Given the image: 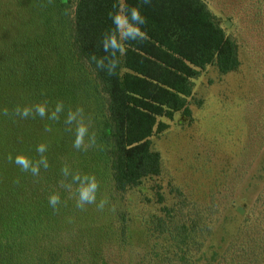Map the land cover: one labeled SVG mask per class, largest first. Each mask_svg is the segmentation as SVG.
Here are the masks:
<instances>
[{
    "label": "rangeland",
    "instance_id": "rangeland-1",
    "mask_svg": "<svg viewBox=\"0 0 264 264\" xmlns=\"http://www.w3.org/2000/svg\"><path fill=\"white\" fill-rule=\"evenodd\" d=\"M206 1L225 33L239 44L242 63L227 74L216 65L201 71L189 97L192 115L184 118L179 111L172 118H161L167 124L165 130L151 137L162 155L161 174L139 187L124 189L114 177L108 96L74 43L75 0H0V66L8 69L6 77L0 76V120L5 130L0 131V169L5 175H21L18 186L8 189H24L23 199L5 202L10 200V205L29 213L7 231L20 240L17 247L8 246L11 249L0 254V261L211 264L212 253L228 243V226H219L204 249L194 252L192 261L186 263L188 257L169 258L163 234L148 225L162 219L161 195L167 198L164 204H171L178 187L188 191L203 185L200 188L207 190L213 185L236 201L239 214L253 217L254 205L264 200V0ZM42 45L46 53L41 52ZM34 51L45 62L33 66L28 78H20L16 69L9 72L12 57L17 54L24 61ZM12 87H21L23 101L33 103L34 121L29 113L25 115L22 97L9 91ZM79 128L84 132L76 147ZM13 132L25 142L17 153L9 144ZM31 132L52 149L63 143L50 152L52 162L40 160L39 155H46L30 142ZM30 144L37 159L30 153ZM17 154L27 159L26 168L14 162ZM94 182L98 187L93 190ZM82 192L96 196L95 203L81 200ZM49 197L58 198L55 209ZM101 201L102 209L97 206ZM77 202L83 207H77ZM10 222L0 205V223Z\"/></svg>",
    "mask_w": 264,
    "mask_h": 264
},
{
    "label": "trees",
    "instance_id": "trees-1",
    "mask_svg": "<svg viewBox=\"0 0 264 264\" xmlns=\"http://www.w3.org/2000/svg\"><path fill=\"white\" fill-rule=\"evenodd\" d=\"M75 2V46L108 96L107 111L115 158L114 177L120 187L133 189L162 172V155L153 147L151 140L156 132L164 131L167 126L161 118H172L179 111L184 113V118L190 117L189 97L194 92V80L209 65H216L223 74L236 71L242 63L239 44L225 33L206 0H119L121 8L126 3L141 8L145 16L146 38L143 41L126 40L121 33V50L109 49L104 52L101 42L110 35L109 16L116 0ZM37 52L26 54L24 61L16 54V57H12L9 72L16 69L20 78H28L33 66L45 62ZM41 52H47L45 45H42ZM93 56L96 60L92 59ZM97 61L103 66L98 67ZM7 71L5 65L0 66V76L6 77ZM16 83L20 85L21 80ZM20 88L12 87L9 91L22 97L25 112L34 121L31 114L35 107L30 105L33 103L23 101L26 99L20 95L23 94ZM25 105L28 107L25 108ZM11 107L14 111L18 109L16 105ZM3 123L0 120V131L4 130ZM28 134L34 137L30 142L36 151L41 150L46 155H39L40 160L52 162L50 152L63 143L55 144L52 149L50 143L37 140L36 133ZM0 135L1 140V132ZM13 135L10 149L17 153L19 147H25V142L22 144L19 134L13 132ZM29 150L37 159V152H31V147ZM23 171L25 169H21ZM46 172L44 170L43 173ZM3 173L0 169V205L11 222L8 225L0 223V249L5 247L0 250L2 256L11 249L9 247L18 246L20 239L7 234L18 220L23 218L25 221V216L29 214L10 205V200L5 202L7 198L23 199L21 193L24 189H8L9 186H18L21 175ZM200 187L204 186H194L188 191L175 188V199L171 204H164L167 198L161 195L162 219H153L148 225L152 231L163 234L164 253L171 259L172 256L176 257L178 261L188 257L186 263H190L194 252L200 253L222 225L228 226L229 240L220 252L212 253L211 264H264V200L254 205L253 217L249 218L247 214L237 212L236 201L227 194H221L220 188L209 185L205 190ZM230 226L233 227L229 229ZM4 263L0 261V264Z\"/></svg>",
    "mask_w": 264,
    "mask_h": 264
},
{
    "label": "clouds",
    "instance_id": "clouds-1",
    "mask_svg": "<svg viewBox=\"0 0 264 264\" xmlns=\"http://www.w3.org/2000/svg\"><path fill=\"white\" fill-rule=\"evenodd\" d=\"M111 20V28H110V35L107 39H104L102 44V49L104 52H108L109 49L114 51H120L122 48V41H121V33L126 40H135L139 39L143 41L146 38V33L144 31V24H145V16L142 13L140 7L136 4L126 3L123 8H121L119 4V0L113 5V10L110 12L109 16ZM93 60H96V57H92ZM97 66L102 67L103 65L97 61ZM39 111L43 114L44 108L40 107ZM26 115V112H25ZM83 128H79L77 132V137L75 140V146L79 147L82 143L83 137ZM9 159L11 160L12 157L10 156ZM14 162L16 164H23L24 167H27V159L20 154H17ZM35 171V170H34ZM98 187V184L94 182L91 188L94 190ZM81 200H88L89 204L95 203L96 196H88L87 192L81 193ZM58 198L56 197H49V204L55 209L57 205ZM99 208H103L104 201H101L98 205ZM77 207H83V204L77 202Z\"/></svg>",
    "mask_w": 264,
    "mask_h": 264
},
{
    "label": "water",
    "instance_id": "water-1",
    "mask_svg": "<svg viewBox=\"0 0 264 264\" xmlns=\"http://www.w3.org/2000/svg\"><path fill=\"white\" fill-rule=\"evenodd\" d=\"M230 24H231L230 21H227V25H230ZM238 210H239V212L244 213L243 207H239Z\"/></svg>",
    "mask_w": 264,
    "mask_h": 264
}]
</instances>
